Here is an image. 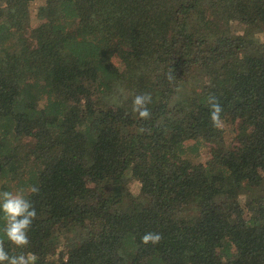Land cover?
Instances as JSON below:
<instances>
[{
  "label": "trees",
  "instance_id": "obj_1",
  "mask_svg": "<svg viewBox=\"0 0 264 264\" xmlns=\"http://www.w3.org/2000/svg\"><path fill=\"white\" fill-rule=\"evenodd\" d=\"M3 191L35 264H264V0H0Z\"/></svg>",
  "mask_w": 264,
  "mask_h": 264
},
{
  "label": "clouds",
  "instance_id": "obj_2",
  "mask_svg": "<svg viewBox=\"0 0 264 264\" xmlns=\"http://www.w3.org/2000/svg\"><path fill=\"white\" fill-rule=\"evenodd\" d=\"M171 80L172 77L170 76ZM152 102L150 93L136 94L132 102V112L138 115L141 120H148L152 113L148 107ZM210 121L214 127L221 124L222 106L215 97L209 98ZM144 131L143 128L140 129ZM36 186H31V193H38ZM0 212L3 213L5 227L3 229L7 240L17 248H25L29 245L30 239L28 233L32 227L33 221L37 217V212L32 202L23 193H13L10 191L0 192ZM162 234L148 232L141 237L144 245H157L162 240ZM36 257L29 253H20L19 255H9L5 250L4 240L0 239V264H35Z\"/></svg>",
  "mask_w": 264,
  "mask_h": 264
},
{
  "label": "rangeland",
  "instance_id": "obj_3",
  "mask_svg": "<svg viewBox=\"0 0 264 264\" xmlns=\"http://www.w3.org/2000/svg\"><path fill=\"white\" fill-rule=\"evenodd\" d=\"M32 20L34 24H37L38 18H37V10L35 8H33L32 10Z\"/></svg>",
  "mask_w": 264,
  "mask_h": 264
}]
</instances>
